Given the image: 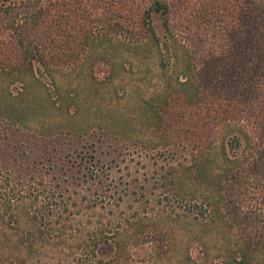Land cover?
<instances>
[{
  "label": "rangeland",
  "instance_id": "obj_1",
  "mask_svg": "<svg viewBox=\"0 0 264 264\" xmlns=\"http://www.w3.org/2000/svg\"><path fill=\"white\" fill-rule=\"evenodd\" d=\"M157 32L160 48L105 33L68 65L0 69V192L56 195L64 212L62 243L35 263L264 264L193 185L186 51ZM5 43L1 62L13 50ZM226 136L217 132L210 159ZM22 228L23 240L37 233Z\"/></svg>",
  "mask_w": 264,
  "mask_h": 264
},
{
  "label": "trees",
  "instance_id": "obj_2",
  "mask_svg": "<svg viewBox=\"0 0 264 264\" xmlns=\"http://www.w3.org/2000/svg\"><path fill=\"white\" fill-rule=\"evenodd\" d=\"M159 27L167 44L186 51L190 69L185 78L192 93L184 106L193 185L212 193L245 251L262 252L264 0H0V36L13 47L0 69L19 72L35 62L46 68L68 65L80 59L93 36L105 33L130 45L152 42L160 48ZM220 130L227 136L216 162L210 157ZM57 201L50 194L0 192V264L49 259L65 228ZM23 223L33 224L37 233L19 238ZM12 242L18 256L7 257Z\"/></svg>",
  "mask_w": 264,
  "mask_h": 264
}]
</instances>
